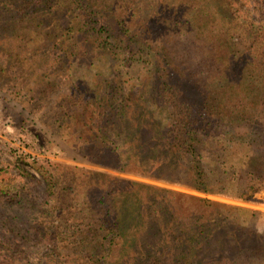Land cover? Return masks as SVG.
<instances>
[{
  "label": "trees",
  "instance_id": "trees-1",
  "mask_svg": "<svg viewBox=\"0 0 264 264\" xmlns=\"http://www.w3.org/2000/svg\"><path fill=\"white\" fill-rule=\"evenodd\" d=\"M40 37L69 86L56 123L84 158L206 197L57 165L39 217L48 258L24 248L29 229H2L0 264H264V213L208 198L264 185V0H0L5 81ZM98 56L149 78L120 102L125 83L92 97L69 72Z\"/></svg>",
  "mask_w": 264,
  "mask_h": 264
},
{
  "label": "rangeland",
  "instance_id": "rangeland-1",
  "mask_svg": "<svg viewBox=\"0 0 264 264\" xmlns=\"http://www.w3.org/2000/svg\"><path fill=\"white\" fill-rule=\"evenodd\" d=\"M48 41L43 37L36 38L30 43L27 39L25 40V45L28 47L26 53L28 59L25 65L27 68L13 69L14 74L11 82L5 81L6 73L0 69V191L5 189L6 192L13 191V196L15 192H21L22 195L10 200L12 206L7 208L1 198L4 197V194H0V231L13 228L15 231L23 232L29 229L31 239L24 240V248L32 254L31 258L34 261L48 258L47 253L51 245L40 240L41 235L38 231L43 227L39 217L41 215L40 207L45 199V178L48 173H52L51 171L57 165L78 168L87 172L107 173L206 197L181 186L120 173L108 166L95 164L84 158L82 152H79L81 151L78 148L80 145L72 144L67 138V132L64 129L60 130L59 124L56 123L59 117L67 111L69 86H66L64 78H62L63 73L62 75L55 74V72L58 73L56 70L58 69V59L54 52L49 51ZM93 62L94 65L91 66V69L82 66L81 69L76 67V69H70L71 72H69L72 81L74 80V86L77 89L89 87L92 97L97 93L95 89L97 83L103 92L108 93L113 92L116 85L120 86L125 83L117 91L116 97L120 102L129 92L131 85L142 84L143 79L149 78V75L143 77V73L139 74L136 66L129 67V62L120 68L112 61L106 64L107 61L103 56L95 57ZM44 63H47L52 69H49ZM139 77H143V79L140 81ZM62 137L63 140L66 139V142L62 140ZM24 171L26 175H23ZM208 198L264 213V185L260 193L256 194L251 201L235 200L223 196H208ZM18 200L22 202V205L18 203ZM19 214H23L27 221L24 225L16 218ZM6 215L13 218V220L10 219V224H5ZM3 224L8 227L6 228ZM9 237L12 238L11 232H9Z\"/></svg>",
  "mask_w": 264,
  "mask_h": 264
}]
</instances>
